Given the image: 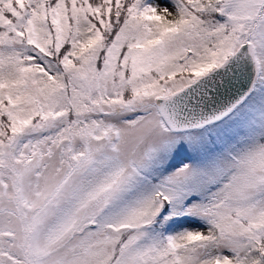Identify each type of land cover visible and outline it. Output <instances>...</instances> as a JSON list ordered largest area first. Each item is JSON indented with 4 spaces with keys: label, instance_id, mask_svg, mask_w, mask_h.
I'll return each mask as SVG.
<instances>
[{
    "label": "snow or ice",
    "instance_id": "snow-or-ice-1",
    "mask_svg": "<svg viewBox=\"0 0 264 264\" xmlns=\"http://www.w3.org/2000/svg\"><path fill=\"white\" fill-rule=\"evenodd\" d=\"M0 264H264V0H0Z\"/></svg>",
    "mask_w": 264,
    "mask_h": 264
}]
</instances>
